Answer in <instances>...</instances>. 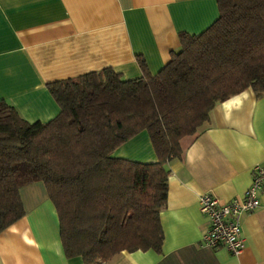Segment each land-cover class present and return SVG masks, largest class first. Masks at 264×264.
I'll return each mask as SVG.
<instances>
[{"label":"trees","instance_id":"trees-1","mask_svg":"<svg viewBox=\"0 0 264 264\" xmlns=\"http://www.w3.org/2000/svg\"><path fill=\"white\" fill-rule=\"evenodd\" d=\"M217 2L218 18L180 33L181 48L157 74L139 55L137 78L108 67L49 83L61 110L47 122L0 101V233L25 215L21 187L42 181L67 256L108 264L123 251L162 250L168 165L182 157V139L232 96H264V0ZM143 131L155 160L115 155Z\"/></svg>","mask_w":264,"mask_h":264},{"label":"crops","instance_id":"crops-1","mask_svg":"<svg viewBox=\"0 0 264 264\" xmlns=\"http://www.w3.org/2000/svg\"><path fill=\"white\" fill-rule=\"evenodd\" d=\"M218 16L217 0H0V101L29 122L50 121L61 108L49 83L108 67L137 78L139 55L157 74L181 48L180 33L199 34ZM181 144L182 157L168 165L162 250L123 251L108 264H264V194L242 217L239 255L203 244L209 219L199 207L206 192L223 201L241 197L254 166L264 164V96L248 88L219 103L209 124ZM115 155L156 159L147 131ZM20 195L25 215L0 233V264H85L65 252L45 183L25 185Z\"/></svg>","mask_w":264,"mask_h":264},{"label":"built area","instance_id":"built-area-1","mask_svg":"<svg viewBox=\"0 0 264 264\" xmlns=\"http://www.w3.org/2000/svg\"><path fill=\"white\" fill-rule=\"evenodd\" d=\"M263 194L264 164L261 163L254 166L252 183L241 197L223 201L211 192L201 194L200 211L209 219V227L202 237L203 244L239 255L244 248L242 217L260 207Z\"/></svg>","mask_w":264,"mask_h":264}]
</instances>
